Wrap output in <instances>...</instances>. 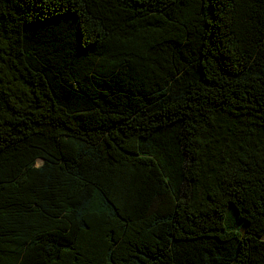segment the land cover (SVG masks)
<instances>
[{"label":"trees","instance_id":"1","mask_svg":"<svg viewBox=\"0 0 264 264\" xmlns=\"http://www.w3.org/2000/svg\"><path fill=\"white\" fill-rule=\"evenodd\" d=\"M264 0H0V264H264Z\"/></svg>","mask_w":264,"mask_h":264},{"label":"rangeland","instance_id":"2","mask_svg":"<svg viewBox=\"0 0 264 264\" xmlns=\"http://www.w3.org/2000/svg\"><path fill=\"white\" fill-rule=\"evenodd\" d=\"M262 238L264 239V234H263Z\"/></svg>","mask_w":264,"mask_h":264}]
</instances>
